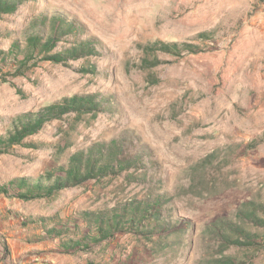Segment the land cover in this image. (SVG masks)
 Returning a JSON list of instances; mask_svg holds the SVG:
<instances>
[{"label":"rangeland","instance_id":"374dc122","mask_svg":"<svg viewBox=\"0 0 264 264\" xmlns=\"http://www.w3.org/2000/svg\"><path fill=\"white\" fill-rule=\"evenodd\" d=\"M53 17L79 35L65 34L49 54L80 41L95 53L64 63L35 53L15 75L23 55L1 58ZM157 40L199 49L143 69V46ZM0 52V136L18 116L64 97L103 100L96 114L53 120L27 139L31 147L0 153V190L64 175L73 154L103 144L136 162L48 198L20 199L15 186L0 192V264H264V229L238 217L248 201L264 203V141H256L264 134V0H27L0 18ZM139 201L164 219L145 217L137 228L152 232L128 223L64 248L97 236L84 212L108 216ZM54 227L62 231H46Z\"/></svg>","mask_w":264,"mask_h":264},{"label":"trees","instance_id":"16d2710c","mask_svg":"<svg viewBox=\"0 0 264 264\" xmlns=\"http://www.w3.org/2000/svg\"><path fill=\"white\" fill-rule=\"evenodd\" d=\"M26 1L0 0V18L3 15L15 13ZM42 24L47 27V31L40 30L36 23L26 33L25 48L22 49L19 43H14L13 49L1 58L3 61H6L5 58L9 56L18 57V55H23V58L19 60V68L15 75H24V71L28 69L27 65L35 53L44 54V60H50L55 63H64L69 59L76 60L95 53V47L90 41H80L62 52L49 54L65 34L78 36L79 32L77 26L73 23L64 21L58 23L56 17L44 18ZM205 37H208V34H205ZM198 49V45L192 42H166L157 40L143 46L142 51L145 57L142 60V67L146 69L162 65L164 60L160 58V55L181 57L186 54L197 53ZM102 102L103 100H98L96 95L74 94L41 107L37 111L24 113L13 120L6 134L0 136V153H4L16 145L31 147L33 143L27 141V139L39 133L47 123L53 120L63 119L65 116L72 114H75L79 118L87 113L93 112L96 114L97 111H100ZM256 141L263 142L264 134ZM117 148V144L113 142L99 145L98 147H91L86 152L78 151L71 156L67 166H60L64 175L55 176L54 173L47 172L46 175H42L33 182H30V179L27 178H22L19 181L13 180L8 184V187L15 186L19 190L16 196L20 199L48 198L54 196L62 189L83 184L89 179H97L106 175L116 174L129 167L128 165L136 164L135 160H118L117 155H115ZM8 187L3 186L0 192L8 193ZM162 201V197L156 200L159 205H163ZM152 204L150 201L132 202L122 207L123 212L120 210L108 216L104 213L84 212L83 215L91 226L90 229L93 227L92 231L94 229L97 230V236H86V238L80 240H64V248L74 250L77 247H85L87 246L88 240L100 242L111 237L115 231L124 230L125 225L128 223L132 225L133 230L134 228L136 229V232L150 233L152 232L151 229L137 230V228L141 226L145 217H151L155 221L164 220L160 218L159 212H149ZM246 206L245 209L240 211L238 217L257 228L264 229V203L248 201ZM42 221L45 222L44 219ZM160 223V227L167 226L165 222ZM44 226H47V224L45 223ZM156 227L153 228L152 226L153 229ZM46 231L49 234H59L62 230L54 227L47 228ZM245 231L247 233L246 235H249V232L247 230ZM242 232L245 233L244 231Z\"/></svg>","mask_w":264,"mask_h":264}]
</instances>
